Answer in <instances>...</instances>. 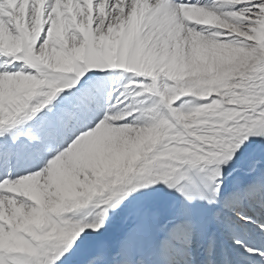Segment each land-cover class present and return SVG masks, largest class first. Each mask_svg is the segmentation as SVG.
<instances>
[{"label":"snow or ice","instance_id":"obj_1","mask_svg":"<svg viewBox=\"0 0 264 264\" xmlns=\"http://www.w3.org/2000/svg\"><path fill=\"white\" fill-rule=\"evenodd\" d=\"M0 264H264V0H0Z\"/></svg>","mask_w":264,"mask_h":264}]
</instances>
